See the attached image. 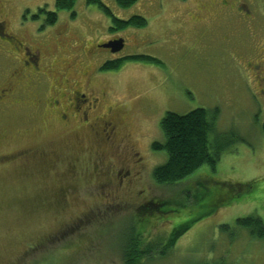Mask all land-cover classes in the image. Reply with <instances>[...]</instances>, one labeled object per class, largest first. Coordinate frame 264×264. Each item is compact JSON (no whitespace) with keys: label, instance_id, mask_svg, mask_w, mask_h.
<instances>
[{"label":"rangeland","instance_id":"1","mask_svg":"<svg viewBox=\"0 0 264 264\" xmlns=\"http://www.w3.org/2000/svg\"><path fill=\"white\" fill-rule=\"evenodd\" d=\"M4 1L12 31L41 35L61 67L75 55L55 40L59 31L70 29L62 39L86 48L124 39L119 52L94 49L99 67L88 61L96 69L88 93L120 113L135 157L147 159L123 191L90 174L57 180L40 171V159L13 161V153L58 150L65 131L35 118L31 99L29 107L0 106V264H124L122 248L138 233L155 245L141 264H264V239L237 224L249 216L264 224V0H136L126 8L101 0L112 15L77 0L51 25L39 10L54 12L56 0ZM113 16L148 24L120 29ZM121 58L118 69L100 68ZM83 63L76 56V68ZM74 65L64 69L74 74ZM78 69L77 79L90 80ZM198 108L217 111L208 140L223 147L220 160L157 183L153 171L168 159L152 148L165 142L162 118Z\"/></svg>","mask_w":264,"mask_h":264},{"label":"flooded vegetation","instance_id":"2","mask_svg":"<svg viewBox=\"0 0 264 264\" xmlns=\"http://www.w3.org/2000/svg\"><path fill=\"white\" fill-rule=\"evenodd\" d=\"M4 2L0 0V53L3 59L0 67V106L29 107L28 101L31 99L30 108L35 110V118L42 119V124L50 128L59 126L65 131V140H58L60 149L37 153L31 149L17 151L13 153V161L32 156L40 159L42 173H54L60 181L67 178L66 174L76 177V182L81 176L90 174L91 179L97 176L100 183L104 182L119 191L129 188L144 159H147L146 155L135 157L137 154L120 113L110 107L103 109L102 98L88 93L99 67L94 58V49L103 48L101 45L121 38L90 43L86 48L84 40L76 46V39H62L65 33L70 34V29L59 31L55 40L60 46L70 47L75 55L74 74H70L64 66L73 65V61L65 60L62 67L56 64L54 54L43 46L48 42L41 35L29 31L28 37L20 38L13 32V23L8 17L11 10ZM16 28L25 30L18 25ZM73 31L76 33V30ZM76 56L84 62L80 69L76 68ZM88 61H95L94 71ZM77 69L82 76H90V80L82 83L77 79ZM24 84V87H19ZM76 151H79L77 156ZM119 166L124 167L121 169Z\"/></svg>","mask_w":264,"mask_h":264},{"label":"trees","instance_id":"3","mask_svg":"<svg viewBox=\"0 0 264 264\" xmlns=\"http://www.w3.org/2000/svg\"><path fill=\"white\" fill-rule=\"evenodd\" d=\"M77 0H56L55 11H47L42 8L39 12L46 14V25L57 22L58 12L71 10ZM123 7H127L136 0H117ZM90 3H97L108 14L110 9L106 7L101 0H89ZM117 28H126L135 26L137 28L145 27L147 21L142 17H132L129 20L116 19ZM126 58L110 61L104 65L102 70L118 69ZM217 111L198 108L186 114H177L167 112L161 120V129L165 136V142L154 143L155 150H165L168 156L167 161L153 171V178L160 184H174L185 179L204 164L211 167L220 160L223 147L212 148L209 144L208 134L213 130ZM264 131V124H263ZM253 182L239 184L244 189ZM239 226L248 228L250 233L258 238L264 239V224L259 217L249 216L237 220ZM185 228L180 230L184 231ZM142 234H134L130 242L122 248L124 264H141L143 258L151 257L154 253L155 245L143 244ZM168 247V246H166ZM165 247V248H166Z\"/></svg>","mask_w":264,"mask_h":264},{"label":"water","instance_id":"4","mask_svg":"<svg viewBox=\"0 0 264 264\" xmlns=\"http://www.w3.org/2000/svg\"><path fill=\"white\" fill-rule=\"evenodd\" d=\"M123 46H124L123 39L112 40L108 43L101 45V47H103V48L111 49L112 52H118V51L122 50Z\"/></svg>","mask_w":264,"mask_h":264}]
</instances>
